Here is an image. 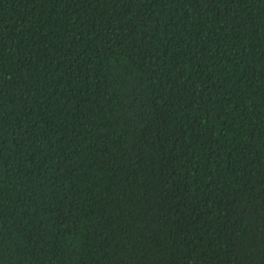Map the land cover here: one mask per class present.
I'll return each mask as SVG.
<instances>
[{
  "label": "trees",
  "instance_id": "obj_1",
  "mask_svg": "<svg viewBox=\"0 0 264 264\" xmlns=\"http://www.w3.org/2000/svg\"><path fill=\"white\" fill-rule=\"evenodd\" d=\"M0 264H264V0H0Z\"/></svg>",
  "mask_w": 264,
  "mask_h": 264
}]
</instances>
